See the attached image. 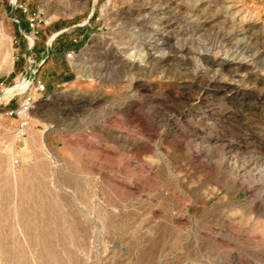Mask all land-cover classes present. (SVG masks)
<instances>
[{"label": "rangeland", "instance_id": "374dc122", "mask_svg": "<svg viewBox=\"0 0 264 264\" xmlns=\"http://www.w3.org/2000/svg\"><path fill=\"white\" fill-rule=\"evenodd\" d=\"M0 264H264V0H0Z\"/></svg>", "mask_w": 264, "mask_h": 264}, {"label": "crops", "instance_id": "0c3cea01", "mask_svg": "<svg viewBox=\"0 0 264 264\" xmlns=\"http://www.w3.org/2000/svg\"><path fill=\"white\" fill-rule=\"evenodd\" d=\"M80 32V35L78 34L79 32H75L70 35V37L63 40L62 37L59 38L60 35L51 41L50 38L47 41H41L38 38V43H36L35 47L32 49V55L36 61L38 60V62L45 58V62L40 66V73L45 75L43 79L46 83L47 91H50L54 86L64 84L71 79L73 71L67 67L69 65V59L66 55L69 51H76L79 49L80 42L87 37V31L82 29ZM74 37H77V42L73 41ZM54 42L57 46V53H52L50 51V47L53 46ZM41 74L40 78L42 77Z\"/></svg>", "mask_w": 264, "mask_h": 264}, {"label": "built area", "instance_id": "2783aa9c", "mask_svg": "<svg viewBox=\"0 0 264 264\" xmlns=\"http://www.w3.org/2000/svg\"><path fill=\"white\" fill-rule=\"evenodd\" d=\"M23 12H25L24 9H23ZM31 20L32 21L29 22V27L35 28V23H34L35 19L32 18ZM16 21L20 22L18 19H16ZM65 30L67 29H60L59 31H57L56 32L57 34L55 37H58L59 35L63 34ZM73 41L77 42L78 41L77 37H74ZM34 46H35L34 41L29 43L30 49H33ZM66 56L69 60L74 59L76 56V51L74 50L69 51L67 52ZM44 62H45V58H43L40 62L37 63L31 55L28 57L29 67L26 70V76H24L21 80L27 79L29 84L25 88V90H23L20 93L14 94L8 100V104H9L15 98V96L20 95V98H19L20 101L18 103V106L9 111L11 115L17 117L19 121L20 131H23L29 125L30 120H31L32 111L35 109L36 105L39 102H41L45 97L44 93L47 90L46 83L41 80L39 75H37L40 72V66ZM35 63H36V68L33 69L32 66ZM29 70H30V76L28 78L27 74L29 73Z\"/></svg>", "mask_w": 264, "mask_h": 264}, {"label": "bare ground", "instance_id": "6f19581e", "mask_svg": "<svg viewBox=\"0 0 264 264\" xmlns=\"http://www.w3.org/2000/svg\"><path fill=\"white\" fill-rule=\"evenodd\" d=\"M148 5V4H147ZM155 5V4H154ZM168 5V4H167ZM57 33H54L52 36H50V41L53 40L55 38ZM7 53H10L7 51ZM5 54V53H4ZM133 54V53H132ZM128 55V54H127ZM134 57L136 56V54L133 55ZM130 57V56H129ZM124 58V57H123ZM135 59V58H134ZM75 60V59H74ZM130 60V59H129ZM136 60V59H135ZM138 62V61H137ZM74 63V62H73ZM76 64V63H74ZM138 64H142L141 61H139ZM147 64V63H146ZM77 65V64H76ZM13 61L10 64L9 70L13 69ZM29 82L27 79L22 80L21 82H18L14 85L11 86H7L3 89V94L1 96V99H5V100H9L14 94L16 93H20L23 90H25V88L28 86ZM27 134V133H26ZM30 135V134H29ZM30 137V136H28ZM33 138V137H32ZM28 139V138H27ZM30 140V138H29Z\"/></svg>", "mask_w": 264, "mask_h": 264}, {"label": "trees", "instance_id": "16d2710c", "mask_svg": "<svg viewBox=\"0 0 264 264\" xmlns=\"http://www.w3.org/2000/svg\"><path fill=\"white\" fill-rule=\"evenodd\" d=\"M23 13H24L23 10H21L19 13L22 16V18H23ZM26 28H29V24H26ZM58 28L61 29L60 27H58Z\"/></svg>", "mask_w": 264, "mask_h": 264}]
</instances>
